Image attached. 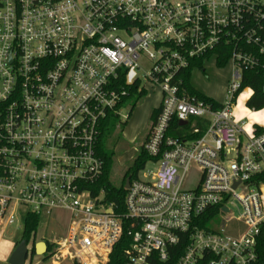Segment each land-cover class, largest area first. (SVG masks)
Returning a JSON list of instances; mask_svg holds the SVG:
<instances>
[{
	"label": "built area",
	"instance_id": "2783aa9c",
	"mask_svg": "<svg viewBox=\"0 0 264 264\" xmlns=\"http://www.w3.org/2000/svg\"><path fill=\"white\" fill-rule=\"evenodd\" d=\"M222 58L232 79L214 109L180 73ZM263 64L264 0H0V233L20 208L60 210L56 264H106L122 241L123 264L165 262L180 243L176 264H256L264 124L237 110L253 90L235 95ZM155 90L143 147L159 167L129 179L120 209L97 189L101 130Z\"/></svg>",
	"mask_w": 264,
	"mask_h": 264
},
{
	"label": "rangeland",
	"instance_id": "374dc122",
	"mask_svg": "<svg viewBox=\"0 0 264 264\" xmlns=\"http://www.w3.org/2000/svg\"><path fill=\"white\" fill-rule=\"evenodd\" d=\"M232 70L233 67L230 63H227L224 66H218L211 60L206 65V73H203L202 70L198 68L192 70V83L201 92H204L215 100L224 103L228 100L225 89L229 81L232 79ZM249 93L250 91L248 89L243 92V95L239 98V105L237 107V110L240 111L241 114L247 116L248 113L244 101ZM160 95V92L157 90L148 92L140 98L134 106H132L133 103L131 102L130 105L122 110L121 120L123 121L122 124L118 122L119 127L116 130L119 142L115 149V164L111 174V182L116 186L122 184L125 171L131 165L141 146L145 142L151 124L150 114L153 107L160 104ZM127 115L126 122L123 123ZM250 118L252 121H257L258 119L254 117ZM158 167V163L148 162L146 167L139 172L138 176L140 178H145L150 171L154 172ZM261 192L264 213V184L262 185ZM25 213L26 210L20 208L18 212L19 222L7 227L2 233H0V264H8V259L15 249L16 243H18L23 236V224L26 217ZM67 227L68 213L65 211L56 210L51 215L42 217L35 237H30L28 240L27 245L29 253L26 264H56L53 262V259L49 257V254H32L31 249L33 243L36 244L38 242L59 239L65 235ZM59 264H71V262H60Z\"/></svg>",
	"mask_w": 264,
	"mask_h": 264
},
{
	"label": "trees",
	"instance_id": "16d2710c",
	"mask_svg": "<svg viewBox=\"0 0 264 264\" xmlns=\"http://www.w3.org/2000/svg\"><path fill=\"white\" fill-rule=\"evenodd\" d=\"M226 64V60L222 58L218 63V66H224ZM201 66V61L197 60L192 62L191 66L188 69L182 71L180 73L182 77V85L187 90V94L192 97H196L199 100H203L212 105L214 109H221L223 104L214 98L206 95L205 93L198 90L192 83L191 75L194 66ZM250 88L253 90L251 96L246 101L245 105L250 110L255 112L261 111L264 109V64L255 69H245L243 70V78L241 81V88L238 92H236V97L242 93V89ZM249 90V89H248ZM146 92H140L138 95L133 96V105L142 98ZM160 107H157L152 110L150 114V119H155V116L159 113ZM191 122V121H190ZM118 120L112 118L105 122L104 126L101 130V135L98 142V151L104 161L103 174L101 179L97 184V189H104L103 195L105 199L109 202H112L115 207L122 209L123 208V198L126 192L125 182L127 179H133L138 177L139 172L145 167L146 163L151 160V157L144 150L143 145L140 148L139 153L132 161L131 165L125 171L123 176L122 184L119 186L114 185L111 182V174L115 164V156H116V146L119 142V137L116 134V130L119 127ZM173 129L177 132L181 131L183 128L180 127L178 120L174 121ZM42 215H38L35 213H29L25 217L23 236L21 240H28L30 237H35L38 228L40 226ZM205 220H208L209 216L204 217ZM204 226V225H203ZM20 240V241H21ZM19 241V242H20ZM18 242V243H19ZM16 243V245L18 244ZM48 246V250L50 249V242L46 241ZM35 244L33 243L31 253H36ZM126 246V241H122L110 255V258L106 264H123L124 263V249ZM258 260L256 264H264V228L262 231V235L258 239ZM184 249V245L180 243L177 246L172 247L170 249L169 259L165 262L157 261L155 264H176V261L182 254ZM48 253H45V255ZM31 264V263H30ZM72 264H79L77 262H73Z\"/></svg>",
	"mask_w": 264,
	"mask_h": 264
},
{
	"label": "water",
	"instance_id": "95a60500",
	"mask_svg": "<svg viewBox=\"0 0 264 264\" xmlns=\"http://www.w3.org/2000/svg\"><path fill=\"white\" fill-rule=\"evenodd\" d=\"M185 121H180V125H185ZM129 179L125 182V188H128ZM27 241L21 240L13 250L8 259V264H26L27 256L29 253ZM47 250L46 242H38L35 244V251L37 254H45Z\"/></svg>",
	"mask_w": 264,
	"mask_h": 264
},
{
	"label": "bare ground",
	"instance_id": "6f19581e",
	"mask_svg": "<svg viewBox=\"0 0 264 264\" xmlns=\"http://www.w3.org/2000/svg\"><path fill=\"white\" fill-rule=\"evenodd\" d=\"M247 113H248V116L250 117H254V118H258L256 122H260V123H263L264 124V109L259 111L257 114H255V112H250L248 110H246ZM262 118V119H260Z\"/></svg>",
	"mask_w": 264,
	"mask_h": 264
},
{
	"label": "crops",
	"instance_id": "0c3cea01",
	"mask_svg": "<svg viewBox=\"0 0 264 264\" xmlns=\"http://www.w3.org/2000/svg\"><path fill=\"white\" fill-rule=\"evenodd\" d=\"M226 87H227V86H226ZM198 90H199V89H198ZM249 91H250V90H249ZM203 93H204V92H203ZM250 93H251V92H250ZM250 93H249V94H250ZM160 96H161V95H160ZM208 96H209V95H208ZM248 96H249V95H248ZM248 99H249V98H248ZM248 99H246L244 102L246 103V101H247ZM245 103H244V105H245ZM159 105H160V104H159ZM159 105H158V106L155 105V107H153V109L159 107ZM245 106H246V105H245ZM246 108H247V107H246ZM153 109H152V110H153ZM247 110L250 111V112H251V111H252V112H255V111H253V110H250L249 108H247ZM258 112H259V111L255 112V114H257ZM260 119H262V118H260Z\"/></svg>",
	"mask_w": 264,
	"mask_h": 264
}]
</instances>
